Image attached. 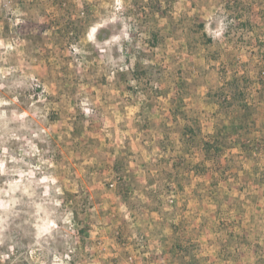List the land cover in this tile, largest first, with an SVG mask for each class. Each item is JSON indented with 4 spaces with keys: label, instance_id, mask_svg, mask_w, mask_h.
Masks as SVG:
<instances>
[{
    "label": "rangeland",
    "instance_id": "rangeland-1",
    "mask_svg": "<svg viewBox=\"0 0 264 264\" xmlns=\"http://www.w3.org/2000/svg\"><path fill=\"white\" fill-rule=\"evenodd\" d=\"M0 264H264V0H0Z\"/></svg>",
    "mask_w": 264,
    "mask_h": 264
},
{
    "label": "trees",
    "instance_id": "trees-1",
    "mask_svg": "<svg viewBox=\"0 0 264 264\" xmlns=\"http://www.w3.org/2000/svg\"><path fill=\"white\" fill-rule=\"evenodd\" d=\"M205 145H206V150H208V152H209L210 148H213V144L211 145L210 142H206ZM215 146H217V145L215 144ZM218 149H219V147L215 148V150H218Z\"/></svg>",
    "mask_w": 264,
    "mask_h": 264
},
{
    "label": "clouds",
    "instance_id": "clouds-1",
    "mask_svg": "<svg viewBox=\"0 0 264 264\" xmlns=\"http://www.w3.org/2000/svg\"><path fill=\"white\" fill-rule=\"evenodd\" d=\"M217 35H219V33H217Z\"/></svg>",
    "mask_w": 264,
    "mask_h": 264
},
{
    "label": "built area",
    "instance_id": "built-area-1",
    "mask_svg": "<svg viewBox=\"0 0 264 264\" xmlns=\"http://www.w3.org/2000/svg\"><path fill=\"white\" fill-rule=\"evenodd\" d=\"M111 186H113V185L111 184Z\"/></svg>",
    "mask_w": 264,
    "mask_h": 264
}]
</instances>
